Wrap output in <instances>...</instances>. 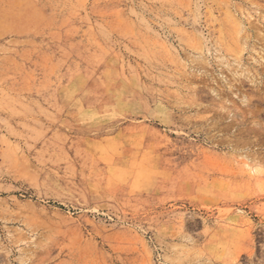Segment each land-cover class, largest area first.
<instances>
[{
    "label": "rangeland",
    "instance_id": "1",
    "mask_svg": "<svg viewBox=\"0 0 264 264\" xmlns=\"http://www.w3.org/2000/svg\"><path fill=\"white\" fill-rule=\"evenodd\" d=\"M0 264H264V0H0Z\"/></svg>",
    "mask_w": 264,
    "mask_h": 264
}]
</instances>
